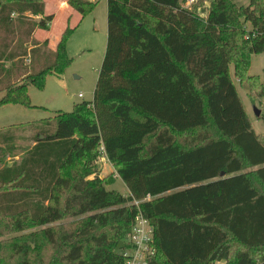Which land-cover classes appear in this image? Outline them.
<instances>
[{"label":"trees","instance_id":"16d2710c","mask_svg":"<svg viewBox=\"0 0 264 264\" xmlns=\"http://www.w3.org/2000/svg\"><path fill=\"white\" fill-rule=\"evenodd\" d=\"M98 1L67 0L81 20ZM107 3L94 99L30 125L21 141L0 135V264H125L134 201L148 193L150 264H264V134L236 83L253 103L264 98V70L249 74L264 53V0ZM45 10V0H0V106L36 107L29 86L71 64L77 26L54 50L34 39L56 17ZM103 156L115 169L105 177ZM117 175L129 193L107 187Z\"/></svg>","mask_w":264,"mask_h":264},{"label":"rangeland","instance_id":"374dc122","mask_svg":"<svg viewBox=\"0 0 264 264\" xmlns=\"http://www.w3.org/2000/svg\"><path fill=\"white\" fill-rule=\"evenodd\" d=\"M46 1L47 12L56 14L55 21L52 23V28L49 32L50 46L53 47V50L56 49L57 43L67 25L70 24L71 27L77 26L67 43V53L72 61L70 66L60 76L49 73L46 76L44 88L39 89L34 85L29 86L32 105L36 107L19 104L0 106V135L8 132L9 134L16 135L20 141L24 135L29 134L31 131L30 125L43 119L55 120L58 111H71L77 103L92 101L94 99V91L107 51V0H99L95 9L83 17L82 20L77 12L69 19V13L62 6L61 0H45V3ZM204 7L208 8L209 3L205 2ZM204 13L203 15H205ZM28 15L32 19H38L32 13H28ZM34 39L38 40L36 37ZM30 44L32 46L33 42ZM263 70L264 53L254 54L249 74L262 75ZM236 83L241 100L253 123L254 130L257 133L264 134V118L261 117L264 113V98L253 103L247 94V88L238 82ZM2 96L3 94H0V98ZM257 110L261 111L260 116L256 114ZM9 162L11 163L12 159H9ZM98 164L100 176L105 177L111 175L113 172L115 173L114 167L110 166L109 162L103 161V157L98 160ZM107 187L115 189L120 193H125L128 189L122 180H118L117 178ZM65 220L71 221L72 218ZM35 229L17 232L13 236H22Z\"/></svg>","mask_w":264,"mask_h":264},{"label":"built area","instance_id":"2783aa9c","mask_svg":"<svg viewBox=\"0 0 264 264\" xmlns=\"http://www.w3.org/2000/svg\"><path fill=\"white\" fill-rule=\"evenodd\" d=\"M195 0H186V5L190 6ZM150 193L141 199H135L134 203L139 212L135 217V223L128 234L127 242L130 247L125 248L122 253L125 257V264H150L149 257L153 254V226L148 218H146L141 210L142 205L156 199ZM214 264H225L224 262H216Z\"/></svg>","mask_w":264,"mask_h":264},{"label":"crops","instance_id":"0c3cea01","mask_svg":"<svg viewBox=\"0 0 264 264\" xmlns=\"http://www.w3.org/2000/svg\"><path fill=\"white\" fill-rule=\"evenodd\" d=\"M61 3H62V6L65 8V10H67L68 11V13H69V19L71 18V17H73L74 16V14L77 12V11H75V10H73L69 5H68V2H67V0H61ZM46 7H47V1H46ZM46 11V14H51V13H49V12H47V10H45ZM78 13V12H77ZM55 14V13H54ZM79 14V13H78ZM56 15V14H55ZM80 15V14H79ZM80 17H81V15H80ZM54 21H55V19H54ZM54 21H53V23H54ZM51 28H52V26H51ZM51 31V29L49 30V31H45V30H38L37 32H36V34H35V37L38 39V40H40V41H42V40H44V39H49V47L51 48V49H53V47H51L50 46V37H49V32ZM34 45V44H33ZM32 45V46H33ZM236 82H238V80L236 81ZM239 83V82H238ZM103 161H107V162H109L110 163V166L112 165L111 164V162L108 160V158H107V156H103ZM106 165H108L107 163H105ZM113 166V165H112ZM222 177H223V175H221ZM231 178H233V177H226V178H224L225 180H228V179H231ZM117 179L118 180H121V178H119L118 177V175H117ZM215 179L214 178H210V179H206V180H203V181H201V182H199V183H190V184H185V185H181V186H178V189H182V188H189V189H191V188H197V187H200V188H204V187H208V186H210V185H212V184H214L215 183ZM123 182V181H122ZM124 183V182H123ZM124 185H125V183H124ZM126 186V185H125ZM127 187V186H126ZM174 189H170V190H168L167 192H172ZM123 194H127V193H129V189H127V192H122ZM214 205H201V207H203V208H206V209H208V208H211V207H213Z\"/></svg>","mask_w":264,"mask_h":264},{"label":"water","instance_id":"95a60500","mask_svg":"<svg viewBox=\"0 0 264 264\" xmlns=\"http://www.w3.org/2000/svg\"><path fill=\"white\" fill-rule=\"evenodd\" d=\"M256 114L258 115V116H260L261 115V111L260 110H257L256 111ZM225 174V172L223 171L222 173H221V175H224ZM124 247V243H120V245H118L117 246V249L119 250V249H122Z\"/></svg>","mask_w":264,"mask_h":264}]
</instances>
